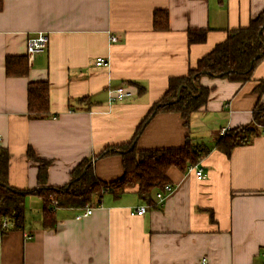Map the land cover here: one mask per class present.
Wrapping results in <instances>:
<instances>
[{
  "label": "crops",
  "instance_id": "crops-1",
  "mask_svg": "<svg viewBox=\"0 0 264 264\" xmlns=\"http://www.w3.org/2000/svg\"><path fill=\"white\" fill-rule=\"evenodd\" d=\"M264 0H3L0 10V147L9 151L10 185H38L39 164L49 159V185L63 186L72 169L104 147L130 141L169 79L188 73L229 31L247 26ZM167 10L169 26L156 29L154 13ZM206 29L204 42L189 43L188 31ZM49 33L47 48L29 56L27 38ZM117 36V41L111 40ZM264 36V32H263ZM27 55L26 76H8L5 58ZM106 57L109 66H97ZM264 78V60L246 82L204 75L207 103L188 123L177 112L153 116L137 139L139 149L180 147L194 138L210 147L194 170H168L174 189L163 205L146 204L135 190L107 193L85 208L55 206L57 224L41 225L43 199L26 198L24 229L0 239V264H264V130L230 155L216 147L222 129L253 121ZM50 83L51 115L28 114V83ZM119 85L133 95L112 101ZM88 101H79L82 98ZM94 104V105H93ZM103 181L120 177L122 158L95 161ZM54 206V204H53ZM92 207V213L77 216Z\"/></svg>",
  "mask_w": 264,
  "mask_h": 264
},
{
  "label": "trees",
  "instance_id": "trees-1",
  "mask_svg": "<svg viewBox=\"0 0 264 264\" xmlns=\"http://www.w3.org/2000/svg\"><path fill=\"white\" fill-rule=\"evenodd\" d=\"M3 0H0V10ZM154 26L165 30L169 26L167 10L154 13ZM264 9L249 24L229 31L225 41L218 43L210 52L201 57L196 66L187 74L169 79L168 89L161 99L156 101L144 119L140 122L133 138L124 143L107 145L93 157L84 158L71 171L70 181L63 186L49 185V159L40 158L32 147L27 155L39 164L38 185L32 189H19L10 185L9 151L0 147V239L9 230L24 229L26 223V198L28 194H37L43 199L41 225L54 228L57 224L55 206L85 208L92 201L101 202L107 193L120 197L129 190H135L140 199L155 204L156 192L163 190L166 184H172L168 170L176 167L186 171L210 151V147L201 141L187 137L180 147L139 149L137 139L149 120L159 112H177L188 123L192 113L203 107L208 100L210 89L201 84V77L212 75L231 81L246 82L253 76L257 64L264 60ZM206 29L188 31L189 43L204 42ZM27 55H8L5 58V71L8 76H26L29 72ZM257 92L264 93V78L256 86ZM89 98H82L79 101ZM94 105V104H93ZM28 114L33 119H42L51 115L50 83L31 81L28 83ZM264 130V99L260 98L253 110V121L248 124L229 128L216 140V147L230 155L237 146L246 145ZM110 154H119L124 172L111 181H103L95 172V161ZM53 201H57L54 204ZM54 204V206H53ZM4 217L10 224L3 225Z\"/></svg>",
  "mask_w": 264,
  "mask_h": 264
},
{
  "label": "built area",
  "instance_id": "built-area-1",
  "mask_svg": "<svg viewBox=\"0 0 264 264\" xmlns=\"http://www.w3.org/2000/svg\"><path fill=\"white\" fill-rule=\"evenodd\" d=\"M117 36L116 35H111V40L112 41H117ZM49 43V33L46 31H37L34 32L33 34H31L28 38H27V53L29 56H33L35 54L41 53L43 52ZM95 64L97 66H109L110 65V60L106 57L103 56H99L96 58V62ZM110 93V98L112 101H123L126 100L127 98H130L133 95V91L131 89H129L126 86L123 85H119L115 88H112L109 90ZM226 132V129H222L220 131V134L223 135ZM1 139V137H0ZM189 170H194L196 176L199 179L204 178V173L202 168H200L198 166V164H194L189 166L188 168ZM174 189L173 184H166L164 186L163 190H160L158 192H156V199H157V204L158 205H163L164 200L166 198V196L172 192V190ZM54 204H57V201H53ZM149 205L146 204H142L137 208V214H144L147 209H148ZM92 213V207H89L85 210V212L80 213L77 217L81 218L83 215H87ZM10 224V220L7 217H4L3 219V225L4 227L9 226ZM201 264H209V261L206 259H202Z\"/></svg>",
  "mask_w": 264,
  "mask_h": 264
},
{
  "label": "rangeland",
  "instance_id": "rangeland-1",
  "mask_svg": "<svg viewBox=\"0 0 264 264\" xmlns=\"http://www.w3.org/2000/svg\"><path fill=\"white\" fill-rule=\"evenodd\" d=\"M196 140V139H195Z\"/></svg>",
  "mask_w": 264,
  "mask_h": 264
}]
</instances>
